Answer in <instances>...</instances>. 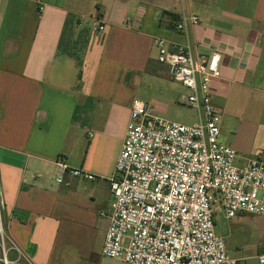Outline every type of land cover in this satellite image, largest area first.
Here are the masks:
<instances>
[{
    "label": "crops",
    "instance_id": "0c3cea01",
    "mask_svg": "<svg viewBox=\"0 0 264 264\" xmlns=\"http://www.w3.org/2000/svg\"><path fill=\"white\" fill-rule=\"evenodd\" d=\"M139 6L133 30L126 22ZM191 15L198 25L174 29ZM157 37L196 57L221 55L212 86L221 140L239 166L264 154V0H0V215L33 263L127 264L102 248L132 101L145 83L180 100L188 93L164 88ZM58 159L95 180L67 171L68 185L58 184ZM263 246L264 237L255 255L227 253L250 264Z\"/></svg>",
    "mask_w": 264,
    "mask_h": 264
},
{
    "label": "built area",
    "instance_id": "2783aa9c",
    "mask_svg": "<svg viewBox=\"0 0 264 264\" xmlns=\"http://www.w3.org/2000/svg\"><path fill=\"white\" fill-rule=\"evenodd\" d=\"M145 13L139 6L126 25L139 30ZM198 24L197 15L184 16L174 29L186 32ZM93 30L102 34L105 26L98 23ZM154 45L168 77L188 91L181 102L197 110L198 121H167L144 101H132L126 138L110 178V225L102 254L127 264H241L216 233L215 215L264 218V159L239 166L238 151L219 140L221 115L212 86L221 78V55L196 57L189 44L162 37ZM56 166L58 184L68 185L63 180L67 171L89 181L96 178L61 159ZM10 251L17 254L15 260L8 258ZM0 254V264H35L6 232L1 215ZM256 258L264 264V246Z\"/></svg>",
    "mask_w": 264,
    "mask_h": 264
},
{
    "label": "rangeland",
    "instance_id": "374dc122",
    "mask_svg": "<svg viewBox=\"0 0 264 264\" xmlns=\"http://www.w3.org/2000/svg\"><path fill=\"white\" fill-rule=\"evenodd\" d=\"M172 82L174 81L164 82V88L173 91L175 84ZM147 84H151L152 87H147ZM136 99L147 103L153 114L167 121L182 124H193L198 121V113L195 108L181 102L177 97L167 96L164 90L155 84L145 83L138 88ZM219 140L225 144L221 140V134ZM253 158L264 159V154L260 153ZM236 164L238 165V160ZM215 230L218 235L224 238L228 253L238 252L244 256L255 255L264 237V218L246 215L227 220L224 213L220 212L215 215ZM250 264H258V261L253 260Z\"/></svg>",
    "mask_w": 264,
    "mask_h": 264
}]
</instances>
